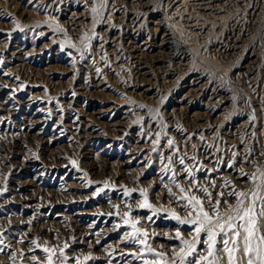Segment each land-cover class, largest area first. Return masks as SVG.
I'll use <instances>...</instances> for the list:
<instances>
[{
    "label": "rangeland",
    "instance_id": "1",
    "mask_svg": "<svg viewBox=\"0 0 264 264\" xmlns=\"http://www.w3.org/2000/svg\"><path fill=\"white\" fill-rule=\"evenodd\" d=\"M262 176L264 0H0V264H48L45 247L55 264L156 259L125 239L126 212L172 260L176 231L191 240L194 226L140 207L141 188L155 208L190 218L176 183L213 214L198 186L230 212L229 193L257 191ZM200 239L188 261L207 255Z\"/></svg>",
    "mask_w": 264,
    "mask_h": 264
},
{
    "label": "snow or ice",
    "instance_id": "2",
    "mask_svg": "<svg viewBox=\"0 0 264 264\" xmlns=\"http://www.w3.org/2000/svg\"><path fill=\"white\" fill-rule=\"evenodd\" d=\"M94 12L97 9H93ZM10 15V14H8ZM17 27L19 28V21H16ZM135 103V102H133ZM140 107H145L140 105ZM203 139V137H201ZM160 137L157 134V139L155 143L159 145ZM169 147H173L175 142L172 139L167 141ZM154 151L156 149H153ZM179 152V148L175 149ZM163 160V158H162ZM180 164H184V157H179ZM73 166L78 167L77 161H71ZM171 158L168 160V164L171 165ZM165 174L171 172L170 177L172 182H176V173L175 170L165 166ZM185 172L188 173L190 179L195 182L194 173L191 168L185 166ZM87 175V173H85ZM252 179L255 180L257 177L253 174ZM89 184L92 181H88ZM230 183V182H226ZM264 186V176L261 177V184L258 185V190L255 192H243V191H234L229 193V195L235 196L238 200L237 204L233 207L229 205L230 212H221L220 211V201L217 200L215 204L211 202L212 193L208 190L207 187L198 186V191L206 194L209 198V206L212 208L213 214H210L209 211L205 210L204 200L195 194H189L190 190H186L179 183H176V187L179 188L180 192L184 195L178 197L177 199L186 201L185 208L186 210L190 209L189 217L190 218H181L174 210L169 209H160L155 208L148 200L147 189L141 188L140 195L143 197V203L140 205L142 208L151 209L153 214L159 213L161 211H168L173 219H176L180 224H188L194 226V236L191 240L185 239L179 230L175 233V238L178 239L183 245L179 252H176L173 249L174 259L168 260L167 253L158 252L151 244L147 243L149 238V233L142 229L138 228L137 224L139 221L131 218L130 213L124 214V224L129 225L132 229L131 234H126L125 239L129 240L131 243L140 244L142 246V251L146 254L153 255L156 259L146 260L141 254L131 253L132 256L137 260H143V264H221L217 253V237L223 236L222 244L223 251L227 253V264H241V259L237 257L238 252H243L247 256V264H264V235H261V229L258 226L257 220V201L260 203L259 215L264 216V197L260 195L259 188ZM104 187H109L107 181L104 182ZM98 191H102L98 190ZM136 189H125V195L130 196L132 192ZM169 195L174 196L172 190L167 189ZM221 197L224 196L223 193H219ZM251 197L250 205L245 206V201ZM195 213V215H193ZM151 219V217H149ZM206 234V240L204 243L207 244V255H198L195 259L188 261L189 257H192L197 252V245L201 242V234ZM23 241H21L22 243ZM241 242L243 247L241 248ZM36 248H40L41 245L37 241H32ZM65 248L68 247L67 244L64 245ZM43 251L47 253L48 264H55L53 256L56 254L57 249L51 247L43 248ZM59 254L66 261L67 257L64 255L63 249H59ZM111 255V253H110ZM90 256H85L84 259L88 260ZM15 264V256L12 257ZM33 260H36L35 257H32ZM37 264L39 262L37 261ZM77 264H80V259L77 258Z\"/></svg>",
    "mask_w": 264,
    "mask_h": 264
},
{
    "label": "bare ground",
    "instance_id": "3",
    "mask_svg": "<svg viewBox=\"0 0 264 264\" xmlns=\"http://www.w3.org/2000/svg\"><path fill=\"white\" fill-rule=\"evenodd\" d=\"M163 21V20H162ZM165 21V20H164ZM166 23V21H165ZM167 28V27H166ZM168 35V34H167ZM169 45H174L176 46V48L182 49L185 48V42H183L182 40L178 39V37L176 38L174 35L169 37V41H168ZM186 49V48H185ZM189 49V48H188ZM184 50V49H183Z\"/></svg>",
    "mask_w": 264,
    "mask_h": 264
}]
</instances>
